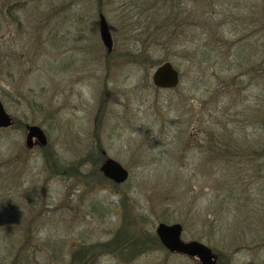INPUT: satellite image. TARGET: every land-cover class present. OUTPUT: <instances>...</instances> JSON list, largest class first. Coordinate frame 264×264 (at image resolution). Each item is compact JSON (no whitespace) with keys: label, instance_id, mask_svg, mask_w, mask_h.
Returning <instances> with one entry per match:
<instances>
[{"label":"rangeland","instance_id":"374dc122","mask_svg":"<svg viewBox=\"0 0 264 264\" xmlns=\"http://www.w3.org/2000/svg\"><path fill=\"white\" fill-rule=\"evenodd\" d=\"M171 14L187 27L175 48ZM157 28V41L144 34ZM164 62L180 73L173 90L152 81ZM261 69L264 0H0V98L15 122L0 130V263L78 264L79 246L121 228L126 204L153 233L168 215L219 264H264ZM30 125L63 167L97 157L100 169L103 150L128 182L91 176L89 159L82 175L55 174L43 147L26 148ZM211 140L234 159L211 162ZM99 253L87 264H198L166 249L132 261Z\"/></svg>","mask_w":264,"mask_h":264},{"label":"trees","instance_id":"16d2710c","mask_svg":"<svg viewBox=\"0 0 264 264\" xmlns=\"http://www.w3.org/2000/svg\"><path fill=\"white\" fill-rule=\"evenodd\" d=\"M171 8V12H172ZM175 12L176 18L175 21H179L180 19L183 20V12ZM13 17V18H12ZM11 19L12 21L16 22L17 17L15 15H12ZM173 21V15L171 14V48L177 47L179 44L176 43V40H179L183 35L185 36L187 30L186 26L184 25H175L172 23ZM160 30L154 29H146L144 31V34L149 38V39H154V41H157V37L160 35ZM161 38V37H160ZM161 47H166L163 46L164 44H160ZM183 44H181L180 47H182ZM110 53V52H108ZM139 56H143L144 52H140L138 54ZM167 60V59H165ZM163 61V60H162ZM163 64V63H162ZM183 134V131L179 132V138ZM208 147H206V150L212 154L211 157V162H220V163H228L231 159H234V157L230 156V153H235L236 149L231 147L230 144L226 145L225 147L222 146L220 143L216 145V143L211 140L208 143ZM43 150L47 154L46 156V165L47 168L50 171H54L55 174L59 175L61 174L66 175L69 172H76L78 175H82L80 170L82 169V166L87 164V161L92 160L94 164V170L90 172L91 176L96 177L97 179H103L106 182L113 183L111 180H109L99 169L98 167V162L99 158H91L89 159L88 157H85L83 160H80L77 164L70 165V167H63L59 161L58 158H56L55 155L51 152L52 149H49L47 146L43 147ZM102 150L101 144L98 142L97 143V152L99 153ZM103 151V150H102ZM52 156H51V154ZM89 159V160H88ZM113 185H115L113 183ZM123 200V199H122ZM124 215H123V226L121 225V228L118 229L114 236L107 242L105 243H99L95 245H85L82 244L79 246L80 248L77 249V253L73 255L72 262L78 264H87L89 257L93 255V257H97V253L100 254H108V255H113L115 257H122L125 256L127 260H135L143 255L152 253L156 250L159 249H165L162 244L160 243L158 237L156 236L155 233L151 232L143 226V228H140L138 226V217L135 215L134 210L129 209L126 204L124 205ZM144 219V218H142ZM169 218L168 215H164L160 221L161 222H171L172 219Z\"/></svg>","mask_w":264,"mask_h":264},{"label":"water","instance_id":"95a60500","mask_svg":"<svg viewBox=\"0 0 264 264\" xmlns=\"http://www.w3.org/2000/svg\"><path fill=\"white\" fill-rule=\"evenodd\" d=\"M100 37L106 49L111 52L114 42L108 22L100 14ZM153 84L161 90H173L180 84V73L171 62H164L157 67L153 76ZM14 125L13 117L7 112L0 98V129H9ZM26 147L31 150L36 145L45 147L49 144L44 130L37 125L27 126ZM104 154H106L104 152ZM103 174L117 184H125L130 173L119 162L108 158L101 167ZM183 226L181 224L160 223L156 228V235L161 244L173 254L197 259L200 264H217V257L212 249L198 241L185 242L182 239ZM2 264V263H0Z\"/></svg>","mask_w":264,"mask_h":264},{"label":"flooded vegetation","instance_id":"af4514ba","mask_svg":"<svg viewBox=\"0 0 264 264\" xmlns=\"http://www.w3.org/2000/svg\"><path fill=\"white\" fill-rule=\"evenodd\" d=\"M261 70H262V69H261ZM262 71L264 72V70H262ZM252 72H257V73H258V72H259V70H255V69H254V70H252ZM2 130H3V129H2ZM102 155H103V156H104V157L107 159V156H106V154H104V153H103ZM115 184H116V183H115ZM116 185H117V184H116ZM119 185L121 186L122 184H119ZM216 257H217V264H219V262H220L219 255H217V254H216ZM192 259H194V258H192ZM195 260H197V259H195ZM197 261H198V260H197ZM198 264H200V262H199V261H198Z\"/></svg>","mask_w":264,"mask_h":264}]
</instances>
